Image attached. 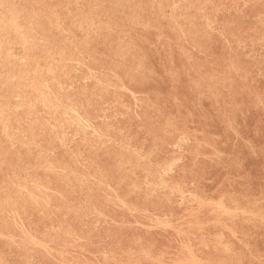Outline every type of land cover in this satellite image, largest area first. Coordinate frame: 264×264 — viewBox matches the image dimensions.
<instances>
[{
    "label": "rangeland",
    "instance_id": "1",
    "mask_svg": "<svg viewBox=\"0 0 264 264\" xmlns=\"http://www.w3.org/2000/svg\"><path fill=\"white\" fill-rule=\"evenodd\" d=\"M119 1L0 0V264H264V0Z\"/></svg>",
    "mask_w": 264,
    "mask_h": 264
},
{
    "label": "bare ground",
    "instance_id": "2",
    "mask_svg": "<svg viewBox=\"0 0 264 264\" xmlns=\"http://www.w3.org/2000/svg\"><path fill=\"white\" fill-rule=\"evenodd\" d=\"M94 1V0H93ZM97 1H99V0H97ZM103 1V0H102ZM117 1V0H116ZM121 1V0H120ZM119 1V2H120ZM247 1H249V0H247ZM13 2H14V0H13ZM127 2V1H126ZM125 2V3H126ZM135 2V1H134ZM148 2V1H147ZM93 3V2H92ZM150 3H152V2H150ZM179 3V2H178ZM208 3V2H207ZM211 3V2H210ZM229 3V2H228ZM234 3V2H233ZM237 3V2H236ZM240 3V2H239ZM89 4V3H88ZM142 4V3H141ZM144 4H146V3H144ZM231 4V3H230ZM1 5V4H0ZM66 5V4H65ZM110 5H112L111 3H110ZM113 5H114V3H113ZM125 5V4H124ZM137 5V4H136ZM151 5H153V4H151ZM206 5V4H205ZM245 5V4H244ZM126 6V5H125ZM193 6V5H192ZM243 6V5H242ZM246 6V5H245ZM244 6V7H245ZM120 6H118V8H119ZM177 7V6H176ZM208 7V6H207ZM220 7V6H219ZM218 7V8H219ZM67 8V7H66ZM94 8H95V6H94ZM98 8V7H97ZM136 8V7H135ZM147 8V7H146ZM235 8H236V6H235ZM87 9H88V7H87ZM121 9V8H120ZM143 9V8H142ZM89 10V9H88ZM103 10V9H102ZM135 10V9H134ZM204 10V9H203ZM219 10V9H218ZM125 11V10H124ZM141 11H143V10H141ZM230 12V11H229ZM101 13V12H100ZM105 13V12H104ZM117 13V12H116ZM121 13H123V12H121ZM128 13V12H127ZM161 13V12H160ZM110 14H111V12H110ZM113 14V13H112ZM111 14V15H112ZM124 15V14H123ZM163 15V14H162ZM96 16V15H95ZM128 16V15H127ZM138 18V17H137ZM115 19V18H114ZM148 19V18H147ZM215 19V18H214ZM91 20V19H90ZM141 20V19H140ZM150 20V19H149ZM172 20V19H171ZM178 20V19H177ZM127 21V20H126ZM134 21V20H133ZM136 21H138L137 19H136ZM92 22V21H91ZM142 22V21H141ZM206 22V21H205ZM13 23V22H12ZM93 23V22H92ZM116 23V22H115ZM133 23V22H132ZM148 23H149V21H148ZM87 24V23H86ZM89 24H90V22H89ZM92 25V24H91ZM134 25V24H133ZM79 26H81V25H79ZM139 26H141V24L139 25ZM142 26H143V24H142ZM141 26V27H142ZM178 26V25H177ZM132 27V26H131ZM148 27V26H147ZM80 28H82V27H80ZM121 28V27H120ZM134 28V27H133ZM173 28V27H172ZM171 28V29H172ZM178 29V28H177ZM18 29L15 27V24H10L8 27H0V39H4L6 36H7V34H9L10 32L11 33H13V32H15V31H17ZM81 30V29H80ZM157 30V29H156ZM13 31V32H12ZM65 33V32H64ZM159 36V35H158ZM143 39V38H142ZM167 39V38H166ZM144 41V40H143ZM128 45H130V44H128ZM182 48V47H181ZM239 48V47H238ZM18 51V50H17ZM132 57V56H131ZM187 61V60H186ZM227 61V60H226ZM190 62V61H189ZM120 64V63H119ZM138 65V64H137ZM78 66V65H77ZM144 66V65H143ZM183 68V67H182ZM141 70V69H140ZM234 70V69H233ZM135 72H136V70H134ZM109 72H110V70H109ZM133 73V72H132ZM180 73V72H179ZM183 74V73H182ZM259 74V73H258ZM116 76V75H115ZM173 77V76H172ZM210 78V77H209ZM20 79V78H19ZM13 80V79H12ZM216 80V79H215ZM19 81H22L21 79L19 80ZM86 81V80H85ZM212 81V80H211ZM179 84V83H178ZM194 84H197V83H194ZM198 86V85H197ZM212 86V85H211ZM195 87V86H194ZM210 87V86H209ZM245 88V87H244ZM179 89V88H178ZM187 89V88H186ZM180 90V89H179ZM198 90V89H197ZM213 90V89H212ZM130 92V91H129ZM175 92V91H174ZM131 94V93H130ZM202 94V93H201ZM207 94V93H206ZM264 94V93H263ZM114 95V94H113ZM133 95V94H132ZM137 95V94H136ZM199 95H200V93H199ZM213 96V95H212ZM113 97V96H112ZM201 97V96H200ZM168 98V97H167ZM175 98V97H174ZM173 98V99H174ZM206 98V97H205ZM134 99V98H133ZM197 99V98H196ZM168 100V99H167ZM201 100V99H200ZM52 101V97L51 98H47V96H45V102H47V103H49V102H51ZM122 101V100H121ZM135 101V100H134ZM189 101V100H188ZM214 101H215V99H214ZM44 102V103H45ZM179 102V101H178ZM192 102V101H191ZM190 102V103H191ZM195 102V101H194ZM115 103H116V101H115ZM257 103V102H256ZM261 103V102H260ZM181 104V103H180ZM194 104V103H193ZM218 104V103H217ZM230 106V105H229ZM257 106V105H256ZM197 107V106H196ZM110 108V107H109ZM216 108V107H215ZM114 110V109H113ZM220 110V109H219ZM249 110V109H248ZM221 111V110H220ZM74 112V111H73ZM105 112V111H104ZM194 112V111H193ZM249 112V111H248ZM108 113V112H107ZM189 113V112H188ZM228 113V112H227ZM113 114H115V113H113ZM190 114V113H189ZM216 114V113H215ZM125 115V114H124ZM124 115H122V116H124ZM0 116H2L3 117V113H0ZM78 116V115H77ZM82 118V117H81ZM117 118V117H116ZM177 118V117H176ZM185 118V117H184ZM222 118V117H221ZM224 118V117H223ZM226 118H228V116L226 117ZM234 118V117H233ZM101 119V118H100ZM124 119V118H123ZM169 119V118H168ZM179 119V118H178ZM193 119V118H192ZM73 120V119H72ZM106 120V119H105ZM172 120H175V119H172ZM83 121V120H82ZM107 121V120H106ZM155 121V120H154ZM165 121V120H164ZM76 122H77V120L74 122L75 124H76ZM110 122V121H109ZM156 122V121H155ZM161 122V121H160ZM70 123V122H69ZM84 123H85V121H84ZM165 123V122H164ZM167 123H169V122H167ZM89 124V123H88ZM230 124V123H229ZM119 125V124H118ZM174 125V124H173ZM234 125V124H233ZM230 126H232V124L230 125ZM71 127V126H70ZM92 127V126H91ZM167 128V127H166ZM232 128H233V126H232ZM234 128H235V126H234ZM237 128V127H236ZM89 129V128H88ZM164 130V129H163ZM233 130V129H232ZM238 130V129H237ZM67 131V130H66ZM95 132V131H94ZM189 132V131H188ZM193 132V131H192ZM192 132H190V133H192ZM239 133V132H238ZM66 134V133H65ZM64 134V135H65ZM231 134V133H230ZM237 134V133H236ZM236 134H235V136H236ZM63 135V136H64ZM184 135V134H183ZM5 136V135H4ZM67 136V135H66ZM190 136V135H189ZM73 138V137H72ZM183 138V137H182ZM192 138V137H191ZM218 138V137H217ZM216 138V139H217ZM220 138V137H219ZM236 138V137H235ZM189 139V138H188ZM232 139V138H231ZM9 140V139H8ZM183 141H184V139H182ZM202 140V139H201ZM220 140V139H219ZM46 141V140H45ZM185 141H186V139H185ZM184 141V142H185ZM195 141V140H194ZM109 142V141H108ZM52 143V142H51ZM50 143V144H51ZM110 143V142H109ZM108 143V144H109ZM234 143V142H233ZM4 144V143H3ZM6 144V143H5ZM49 144V143H48ZM200 144V143H199ZM204 145H205V143H203ZM215 144V143H214ZM248 144V143H247ZM55 145V144H54ZM85 145V144H84ZM44 146H47V145H44ZM64 146V145H63ZM175 146V145H174ZM197 146H198V144H197ZM169 147V146H168ZM56 148H58V147H56ZM61 148V147H60ZM174 148V147H173ZM183 148V147H182ZM254 148V147H253ZM170 149V148H169ZM180 149V148H179ZM195 149V148H194ZM212 149V148H211ZM217 149V148H216ZM251 149V148H250ZM58 150H59V148H58ZM252 150V149H251ZM217 151H218V149H217ZM253 151V150H252ZM189 152V151H188ZM19 153V152H18ZM67 153V152H66ZM71 153V152H70ZM221 152H219L218 154L219 155H223V154H220ZM20 154V153H19ZM24 154V153H23ZM78 154V153H77ZM76 154V155H77ZM190 154V153H189ZM215 154V153H214ZM214 154H212V155H214ZM29 155V154H28ZM74 155V154H73ZM82 155V154H81ZM197 155V154H196ZM252 155V154H251ZM200 156V155H199ZM231 156V155H230ZM72 157V156H71ZM74 157H75V155H74ZM81 157V156H80ZM93 157V156H92ZM196 157H198V156H196ZM203 157V156H202ZM87 159V158H86ZM180 159V158H179ZM218 158H216V160H217ZM12 160V159H11ZM84 160V159H83ZM91 160V159H90ZM128 160H130V157L126 154V153H121V162H123V163H127L128 162ZM215 160V161H216ZM204 161V160H203ZM233 161V160H232ZM218 162V161H217ZM233 162H235V161H233ZM248 162V161H247ZM5 163V162H4ZM178 163V162H177ZM224 163V162H223ZM239 163V162H238ZM47 164V163H46ZM96 164V163H95ZM97 165V164H96ZM174 165V164H173ZM194 165V164H193ZM258 165V164H257ZM263 165V164H262ZM0 166H1V164H0ZM168 167H169V164H168ZM194 167H196V166H194ZM86 168V167H85ZM170 168V167H169ZM168 168V169H169ZM161 170V169H160ZM170 170V169H169ZM209 170V169H208ZM258 170V169H257ZM64 171V170H63ZM162 171V170H161ZM227 171V170H226ZM45 172V171H44ZM164 172V171H163ZM172 172V171H171ZM184 172V171H183ZM253 172V171H252ZM264 172V171H263ZM165 173V172H164ZM225 173V172H224ZM106 174V173H105ZM6 175V174H5ZM49 175V174H48ZM163 175V174H162ZM165 175H166V173H165ZM200 175H202V174H200ZM208 175V174H207ZM206 175V176H207ZM229 175V174H228ZM209 176V175H208ZM225 176V175H224ZM223 176V177H224ZM238 176V175H237ZM10 177V176H9ZM246 177V176H245ZM3 178V177H2ZM11 178H13V177H11ZM231 178V177H230ZM243 179V178H242ZM230 181H231V179H230ZM237 181H239V180H237ZM240 181H243V180H240ZM46 182V181H45ZM221 182V181H220ZM32 184V183H31ZM191 184V183H190ZM219 184H221V183H219ZM165 185V184H164ZM176 185V184H175ZM247 185H248V183H247ZM182 186V185H181ZM234 186V185H233ZM194 187V186H193ZM230 187V186H229ZM249 187V186H248ZM174 188V187H173ZM179 188V187H178ZM68 189V188H67ZM175 189V188H174ZM174 189H172V190H174ZM215 189H217V188H215ZM177 191V190H176ZM175 191V192H176ZM234 191V190H233ZM238 191V190H237ZM240 191V190H239ZM179 192V191H178ZM242 192V191H241ZM212 193V192H211ZM210 193V194H211ZM213 193H215V192H213ZM181 194V193H180ZM186 194H189V193H186ZM221 194V193H220ZM251 194V193H250ZM193 195H195V194H193ZM218 196V195H217ZM220 196V195H219ZM224 196V195H223ZM228 196V195H227ZM234 196V195H233ZM58 197V196H57ZM189 197V196H188ZM192 197V196H191ZM240 197V196H239ZM253 197V196H252ZM194 198V197H193ZM206 198V197H205ZM231 198V197H230ZM234 198V197H233ZM59 199V198H58ZM116 199V198H115ZM182 199V198H181ZM195 199V198H194ZM203 199H204V197H203ZM225 199V198H224ZM248 199V198H247ZM260 199V198H259ZM38 200V199H37ZM64 200H65V198H64ZM201 200V199H200ZM218 200V199H217ZM230 200V199H229ZM236 200V199H235ZM249 200V199H248ZM197 201V200H196ZM195 201V202H196ZM206 201V200H205ZM208 201H211V200H209L208 199ZM45 202V201H44ZM118 202V201H117ZM191 202V201H190ZM189 202V203H190ZM215 202V201H214ZM225 202V201H224ZM236 202V201H235ZM260 202V201H259ZM41 203H42V201H41ZM198 203V202H197ZM203 202H201V204H202ZM205 203V202H204ZM207 203V202H206ZM241 203V202H240ZM246 203V202H245ZM50 204V203H49ZM73 204V203H72ZM84 204V203H83ZM192 204V203H191ZM200 204V205H201ZM233 204V203H232ZM248 204V203H247ZM257 204V203H256ZM42 205V204H41ZM47 205V204H46ZM85 205H86V203H85ZM123 205V204H122ZM193 205V204H192ZM209 205H211V203H209ZM214 205H215V203H214ZM231 205V204H230ZM234 205V204H233ZM239 205V204H238ZM244 205V204H243ZM114 206V205H113ZM196 206H197V204H196ZM245 206V205H244ZM49 207V206H48ZM47 207V208H48ZM209 207V206H208ZM208 207H207V209H208ZM226 207V206H225ZM189 208H191V207H189ZM227 208V207H226ZM233 208H234V206H233ZM40 209V208H39ZM90 209V208H89ZM201 209V208H200ZM235 209V208H234ZM38 210V209H37ZM51 210V209H50ZM128 210V209H127ZM189 210V209H188ZM215 210V209H214ZM219 210V209H218ZM232 210V209H231ZM240 210H242V209H240ZM192 211V210H191ZM209 211V210H208ZM211 211V210H210ZM248 211V210H247ZM253 211V210H252ZM128 212H129V210H128ZM185 212L187 213L188 211L187 210H185ZM193 212H194V210H193ZM212 212V211H211ZM216 212V211H215ZM218 212V211H217ZM216 212V213H217ZM225 212H227V210H225ZM231 212V211H230ZM233 212V211H232ZM190 213V212H189ZM195 213V212H194ZM199 213V212H198ZM209 213V212H208ZM240 213V212H239ZM256 213H257V211H256ZM193 214V213H192ZM210 214V213H209ZM231 214V213H230ZM229 214V215H230ZM238 214V213H237ZM255 214V213H254ZM130 215V214H129ZM207 215V214H206ZM245 215V214H244ZM18 216V215H17ZM216 216V215H215ZM223 216V215H222ZM224 216H226V215H224ZM231 216H233V215H231ZM235 216V215H234ZM185 217H187V216H185ZM192 217H193V215H192ZM207 217V216H206ZM219 217V216H218ZM240 217H242V216H240ZM262 217V216H261ZM18 218V217H17ZM48 218V217H47ZM63 218H65V216L63 217ZM62 218V219H63ZM168 218V217H167ZM205 218V217H204ZM223 218V217H222ZM257 218H259V217H257ZM14 220H15V218H13ZM124 219V218H123ZM219 219H221V218H219ZM242 219V218H241ZM261 219V218H260ZM183 220H185V219H183ZM216 220V219H215ZM231 220V219H230ZM154 221V220H153ZM208 221V220H207ZM212 221V220H211ZM229 221V220H228ZM245 221V220H244ZM264 221V220H263ZM151 222V221H150ZM158 222V221H157ZM200 222V221H199ZM210 222V221H209ZM222 222H224V221H222ZM249 222H251V221H249ZM260 222H261V220H260ZM137 223V222H136ZM178 223V222H177ZM207 223V222H206ZM232 223V222H231ZM159 224V223H158ZM171 224V223H170ZM170 224H169V226H170ZM196 224V223H195ZM208 224V223H207ZM20 225V224H19ZM137 225V224H136ZM172 225V224H171ZM192 225V224H191ZM198 225V224H197ZM219 225V224H218ZM221 225V224H220ZM219 225V226H220ZM6 226H8V225H6ZM119 226H120V224H119ZM153 226H155L156 227V225H153ZM177 226V225H176ZM180 225H178L177 227H179ZM182 226V225H181ZM210 226V225H209ZM23 227V226H22ZM174 227V226H173ZM172 227V228H173ZM214 227H215V225H214ZM218 227V226H217ZM223 226H221L220 228H222ZM6 228V227H5ZM13 228V227H12ZM20 228V227H19ZM151 228V227H150ZM175 228V227H174ZM173 228V229H174ZM190 228H192V227H190ZM225 229H226V226L224 227ZM17 229V228H16ZM22 229H24V228H22ZM148 229V228H147ZM152 229V228H151ZM164 229H166V228H164ZM200 229V228H199ZM218 229V228H217ZM231 229V228H230ZM175 230V229H174ZM215 230V229H214ZM184 231V230H183ZM199 231H201V229L199 230ZM242 231V230H241ZM18 232H19V230H18ZM22 232V231H21ZM229 232V231H228ZM250 233V232H249ZM23 234V233H22ZM177 234V233H176ZM186 234V233H185ZM191 234V233H190ZM231 234V233H230ZM24 235V234H23ZM180 235V234H179ZM213 235V234H212ZM238 235V234H237ZM236 235V236H237ZM11 236V235H10ZM178 236V235H177ZM181 236H182V233H181ZM210 236V235H209ZM235 236V237H236ZM241 236V235H240ZM186 237V236H185ZM193 237H195V236H193ZM232 237V236H231ZM245 237V236H244ZM16 238V237H15ZM178 238V237H177ZM212 238V237H211ZM11 239V238H10ZM29 239V238H28ZM34 239V238H33ZM139 239V238H138ZM137 239V240H138ZM214 239H215V237H214ZM217 239V238H216ZM222 240V239H221ZM17 241V240H16ZM29 241H31L30 239H29ZM135 241V240H134ZM196 241V240H195ZM228 241V240H227ZM239 241V240H238ZM34 242V241H33ZM135 242H137V241H135ZM139 242V241H138ZM213 242H216V241H213ZM240 242V241H239ZM20 243V242H19ZM49 243V242H48ZM191 243V242H190ZM208 243V242H207ZM217 243V242H216ZM219 243V242H218ZM36 244H37V242H36ZM169 244V243H168ZM181 244V243H180ZM188 244H189V242H188ZM214 244V243H213ZM223 244V243H222ZM226 244V243H225ZM39 245V244H38ZM187 245V244H186ZM203 245V244H202ZM205 245V244H204ZM230 245V244H229ZM243 245V244H242ZM39 246H41V245H39ZM188 246V245H187ZM213 246V245H212ZM225 246V245H224ZM247 246V245H246ZM27 247V246H26ZM200 247V246H199ZM203 247V246H202ZM188 248H190V247H188ZM221 248V247H220ZM228 248V247H227ZM140 249H142V248H140ZM176 249V248H175ZM184 249H186V248H184ZM224 249V248H223ZM189 250V249H188ZM187 250V251H188ZM222 250V249H221ZM227 250V249H226ZM45 251V250H44ZM51 251V250H50ZM145 251H147L148 252V250H145ZM180 251V250H179ZM248 251V250H247ZM134 252V251H133ZM142 252V251H141ZM189 252V251H188ZM198 252V251H197ZM219 252H220V250H219ZM223 252V251H222ZM225 252V251H224ZM137 253V252H136ZM143 253V252H142ZM163 253V252H162ZM184 253V252H183ZM191 253V252H190ZM65 254V253H64ZM112 254V253H111ZM178 254V253H177ZM253 254V253H252ZM103 255V254H102ZM105 255V254H104ZM251 255V254H250ZM106 256V255H105ZM133 256V255H132ZM146 256V255H145ZM145 256H143V257H145ZM147 257V256H146ZM252 257V256H251ZM105 258V257H104ZM136 258V257H135ZM159 258V257H158ZM189 258V257H188ZM187 258V259H188ZM192 258V257H191ZM107 259V258H106ZM110 259V258H109ZM112 259V258H111ZM114 259V258H113ZM119 259V258H118ZM149 259V258H148ZM151 259V258H150ZM155 259V258H154ZM197 259H199V258H197ZM178 260V259H177ZM186 260V259H185ZM189 260H190V258L188 259V261L187 262H189ZM225 260V259H224ZM113 261V260H112ZM118 261H120V260H118ZM139 261V260H138ZM137 261V262H138ZM152 261H154V260H152ZM180 261V260H179ZM183 261V260H182ZM191 261V260H190ZM194 261H195V259H194ZM244 261V260H243ZM260 261V260H259ZM136 262V261H135ZM136 262V263H137ZM165 262V261H164ZM199 262V261H198ZM239 262V261H238ZM60 263V262H59ZM66 263V262H65ZM116 263H118V262H116ZM134 263V262H133ZM169 263V262H168ZM170 263H172V262H170ZM179 263V262H178ZM181 263V262H180ZM183 263V262H182ZM185 263V262H184ZM190 264H191V262H189ZM193 263V262H192ZM208 263V262H207ZM67 264V263H66ZM71 264V263H70ZM120 264H122L121 262H120ZM139 264V263H138ZM151 264V263H150ZM196 264V263H195ZM200 264V263H199ZM260 264V263H259Z\"/></svg>",
    "mask_w": 264,
    "mask_h": 264
}]
</instances>
